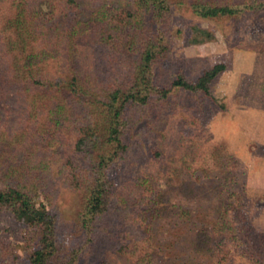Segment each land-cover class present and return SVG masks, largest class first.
Masks as SVG:
<instances>
[{
    "label": "rangeland",
    "instance_id": "374dc122",
    "mask_svg": "<svg viewBox=\"0 0 264 264\" xmlns=\"http://www.w3.org/2000/svg\"><path fill=\"white\" fill-rule=\"evenodd\" d=\"M12 2L0 0V28ZM70 3L63 0L69 10L65 26L74 18L79 27L78 66L92 79L106 78L101 48L85 36L93 18L117 4L133 8V0ZM194 26L207 30L197 42ZM171 27L163 78L169 81L181 69L197 77L205 67L224 61L229 68L218 80V101L178 90L162 111L133 124L127 137L131 164L117 172L116 209L106 216L107 229L95 242H87L78 225L82 196L55 162L47 188L51 199L37 185L38 200L56 209L58 240L66 251L85 245L82 264H264V8L239 18L213 19L178 6ZM7 59L0 38V123L16 132L27 123L28 102L9 82ZM67 60L63 42L47 52V69L64 71ZM193 140L202 160L188 169L180 157L185 142ZM154 184L163 190L157 205L149 197ZM225 214L232 225L236 219L238 230L223 228ZM25 230L24 220L0 212V240L6 245L0 264H31L24 250Z\"/></svg>",
    "mask_w": 264,
    "mask_h": 264
},
{
    "label": "trees",
    "instance_id": "16d2710c",
    "mask_svg": "<svg viewBox=\"0 0 264 264\" xmlns=\"http://www.w3.org/2000/svg\"><path fill=\"white\" fill-rule=\"evenodd\" d=\"M133 5L117 4L90 22L85 37L96 48L100 46L101 58L108 66L106 78L101 79H92L78 66L79 27L74 18L65 26L69 10L63 0H13L12 12L1 23L9 82L26 98L28 112L27 123L16 132L0 123L4 182L0 212L8 210L24 220V250L31 264H82L86 251L82 244L68 251L63 248L58 240L56 209L38 200L37 185L51 199L47 188L53 162L82 196L78 225L87 242L93 243L99 232L107 229L106 216L116 209L117 172L131 164L127 137L133 124L162 111L178 90L218 101L217 83L229 68L224 61L205 67L197 77L181 69L169 81L163 78L171 54L174 7L186 5L206 18H239L245 12L261 11L264 0H133ZM193 29L195 42L200 32L207 31L199 26ZM63 42L67 69L51 73L47 52ZM220 107L226 109V102ZM202 153L193 140L192 144L185 142L180 158L190 169L202 160H198ZM149 189V197L157 205L163 190L155 184ZM227 217L222 218L223 228L238 230L236 219L232 225ZM5 255V241L0 240V256Z\"/></svg>",
    "mask_w": 264,
    "mask_h": 264
},
{
    "label": "crops",
    "instance_id": "0c3cea01",
    "mask_svg": "<svg viewBox=\"0 0 264 264\" xmlns=\"http://www.w3.org/2000/svg\"><path fill=\"white\" fill-rule=\"evenodd\" d=\"M244 111V110H243Z\"/></svg>",
    "mask_w": 264,
    "mask_h": 264
}]
</instances>
